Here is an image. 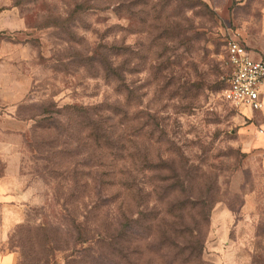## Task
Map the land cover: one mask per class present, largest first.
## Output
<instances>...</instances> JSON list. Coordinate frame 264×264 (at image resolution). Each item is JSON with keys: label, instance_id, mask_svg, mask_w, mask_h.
<instances>
[{"label": "rangeland", "instance_id": "obj_1", "mask_svg": "<svg viewBox=\"0 0 264 264\" xmlns=\"http://www.w3.org/2000/svg\"><path fill=\"white\" fill-rule=\"evenodd\" d=\"M230 42L264 59V0H0V254L264 264V109L223 99Z\"/></svg>", "mask_w": 264, "mask_h": 264}, {"label": "built area", "instance_id": "obj_2", "mask_svg": "<svg viewBox=\"0 0 264 264\" xmlns=\"http://www.w3.org/2000/svg\"><path fill=\"white\" fill-rule=\"evenodd\" d=\"M231 72L222 91L231 105L249 111L264 109V59L254 58L237 42L228 44Z\"/></svg>", "mask_w": 264, "mask_h": 264}, {"label": "trees", "instance_id": "obj_3", "mask_svg": "<svg viewBox=\"0 0 264 264\" xmlns=\"http://www.w3.org/2000/svg\"><path fill=\"white\" fill-rule=\"evenodd\" d=\"M115 54H118V51H114ZM111 68V72L112 74L116 73V68H113L112 65H110ZM225 87V86H224ZM224 89V88H223ZM105 120V121H104ZM104 123H107L108 119H104ZM96 129V138H100L102 131L104 130V127H102L101 123H97L95 126ZM105 135V133H104ZM123 219L125 220L124 222H122L121 225V229L119 230L118 233V237L122 240L128 239L129 241H135V239L140 238L143 236V234L147 233L150 234L151 231V225H143L141 223V221L143 222H151L150 220L153 219H149L148 217H141V218H137V219H133V217L127 216L126 214H123ZM173 225V223H172ZM163 232H165V230L162 228ZM166 235V234H164Z\"/></svg>", "mask_w": 264, "mask_h": 264}, {"label": "crops", "instance_id": "obj_4", "mask_svg": "<svg viewBox=\"0 0 264 264\" xmlns=\"http://www.w3.org/2000/svg\"><path fill=\"white\" fill-rule=\"evenodd\" d=\"M13 197L14 196L10 194L9 190L3 191V186L0 179V203L12 201L14 200ZM4 205H10V204H4ZM15 259H16L15 254L12 252L0 254V264H14Z\"/></svg>", "mask_w": 264, "mask_h": 264}]
</instances>
